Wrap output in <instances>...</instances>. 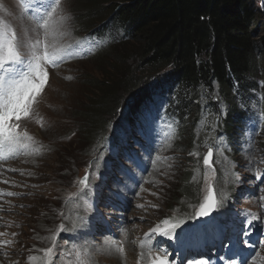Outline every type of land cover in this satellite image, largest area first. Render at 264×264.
<instances>
[{"label": "rangeland", "instance_id": "obj_1", "mask_svg": "<svg viewBox=\"0 0 264 264\" xmlns=\"http://www.w3.org/2000/svg\"><path fill=\"white\" fill-rule=\"evenodd\" d=\"M29 3L30 8L25 11L21 8L20 0H0V20L10 24L18 36H23L29 43L38 39L43 41L44 30L27 13L32 12L37 20L44 16L49 5L39 0H29ZM78 3L79 0H60L54 14L62 33L58 36L57 43L66 49L64 58L69 59L61 61L57 66H48V82L33 106L32 115L18 122L12 121L19 123V131H26L33 138L29 145L34 152L32 151L28 159L12 163V172L0 183L12 191V195L0 204V234H3L0 235V264H138V261L139 264H145L144 254L149 255L144 260L150 258L147 264H152L157 256H167V250L171 247H156L149 252L148 245L141 250L137 240L157 226L159 232H162L177 223L179 227L175 228V232L181 226L187 225L189 219H195L200 205L208 195L210 185L214 186L217 195L214 218L232 216L241 224L243 210H252L260 219H253V232L260 227L264 231V177L260 178L264 172L263 125H244L245 130L235 135L232 141L237 144L224 140L223 129L207 126L206 122L203 126L194 124L193 114L185 116L178 128L174 124L166 125L163 120L167 118L162 115L163 119L158 121L157 128L152 126L149 130H144L143 125L138 123V127L129 129L125 124L129 119V104L126 105L125 102L120 111L116 108V111H110L113 113L111 116L102 117L107 122L97 123L100 127L105 123L108 125L105 133H97V142L92 145V134L96 127L93 129L88 124L90 116L95 113L94 109L98 108L92 106L98 99L102 101L108 96H93L84 76H102L95 56L98 45L107 47L111 37L93 36L82 30L78 23L81 16H77L79 12H76ZM81 4H84L83 1ZM261 5L260 2L259 7ZM84 35H90L89 39L84 38ZM23 51L27 54L28 50ZM110 53L109 62L115 64L118 55L115 52ZM128 58V65L136 70L139 58L134 54H129ZM122 88L123 86L118 89V94L127 95L123 91L126 89ZM214 96L218 102L216 107L224 111L228 104L220 96L219 89ZM207 100L205 98L203 101V115L208 120L211 113ZM242 100L240 99L241 102ZM249 101L253 103L251 98ZM39 110L45 117L51 114V121L45 128L36 118ZM147 114L158 118L152 111L140 109L138 117L134 115L135 122H142L143 116ZM83 121L85 124H81ZM114 122L117 127L112 131ZM84 125L89 133L84 132ZM114 131L122 141L119 148L116 143L117 151L109 146ZM155 131L160 138L154 137ZM129 135L139 140L140 148L128 157L125 151L132 147ZM91 139L93 140L90 143ZM157 140L161 142L153 153L152 148ZM42 147L49 152L44 160L43 170L46 176L41 177L34 172L24 174V168L34 164L31 159L41 154L38 152ZM209 149L213 152L211 167L204 165V157ZM122 162L126 163L127 169L138 168L139 171L145 164L151 163L152 167L150 165L144 171L142 187H133L132 184L122 187L117 182L121 180L119 170ZM186 175H190V191L182 193L181 198L178 197V189L185 183ZM85 177L87 186L80 183ZM39 192L47 197L43 201L44 216L31 221L37 210L34 205L41 207L35 197ZM54 192L56 197L52 196ZM131 192L135 194L127 196ZM231 196L233 198L227 202ZM125 197L129 199L126 200ZM90 203H95L104 213L111 211L108 215L116 217L119 212L114 213L109 204H120L121 209L123 206L127 207L128 210L125 212L122 209V213L128 214L129 223L118 242L125 249L123 255L117 251V246L108 241L109 244L101 236L85 235L83 230L97 214ZM140 205L143 207H139ZM14 219L25 232L26 239L20 240L15 236ZM165 220L169 221L167 225L162 223ZM254 236L255 234L251 235ZM35 239L40 240L36 242ZM133 245L137 247L134 252L131 249ZM112 246L121 259L106 251ZM10 248H17L15 255ZM47 248L53 249L51 254L43 251ZM248 248L252 256L249 264H264V244H249ZM143 251L146 253L141 256ZM101 256L107 261H102Z\"/></svg>", "mask_w": 264, "mask_h": 264}, {"label": "trees", "instance_id": "obj_2", "mask_svg": "<svg viewBox=\"0 0 264 264\" xmlns=\"http://www.w3.org/2000/svg\"><path fill=\"white\" fill-rule=\"evenodd\" d=\"M76 12L85 33L111 37L95 56L102 76H84L93 96H108L92 106L98 107L88 124L96 127L92 145L108 125L97 123L125 102L126 128L142 104L163 102L177 127L193 114L194 124L223 129L230 141L241 128L243 111L250 112L246 118L256 110L250 98L264 114V0H79ZM110 52L118 55L115 64ZM129 54L139 58L136 70L128 65ZM122 86L127 95L118 94ZM217 89L228 104L224 111L216 107ZM116 127L114 122L111 130ZM189 176L178 197L190 191Z\"/></svg>", "mask_w": 264, "mask_h": 264}, {"label": "snow or ice", "instance_id": "obj_3", "mask_svg": "<svg viewBox=\"0 0 264 264\" xmlns=\"http://www.w3.org/2000/svg\"><path fill=\"white\" fill-rule=\"evenodd\" d=\"M20 5L25 11L30 8L29 0H20ZM59 5L60 0H52L44 16L38 18V26L44 30L43 41L38 39L34 43H29L23 36H18L17 31L10 24L0 20V156L6 151L14 152L17 148L26 149L28 144L24 141L33 139L26 131H19V123L12 121L18 122L32 115L33 106L38 102V97L48 82V66H57L64 58L66 49L57 43V38L62 33L54 16ZM24 49L28 50L27 54ZM17 66H22L24 70L18 71ZM212 155L213 152L209 149L204 157V164L209 167H211ZM80 183L87 186V177ZM8 195L12 194L8 193ZM216 204L214 190L209 188L205 203L200 205L199 215H208L209 210ZM162 223L167 225L169 221L165 220ZM177 227L179 224L174 223L171 228L160 234L171 236ZM158 231L159 226L146 234L145 241H141L140 247L143 248L151 234ZM43 251L51 254L53 249L47 248ZM117 251L124 254L125 249L122 244L117 245ZM29 259L31 260L32 257ZM152 264H168L166 255L163 258L157 256L152 260Z\"/></svg>", "mask_w": 264, "mask_h": 264}, {"label": "bare ground", "instance_id": "obj_4", "mask_svg": "<svg viewBox=\"0 0 264 264\" xmlns=\"http://www.w3.org/2000/svg\"><path fill=\"white\" fill-rule=\"evenodd\" d=\"M72 55H74V54H72ZM75 56V55H74ZM51 104V103H50ZM53 106H54V104H52ZM51 115V114H50ZM50 115L48 114L47 115V117H45L44 116V114L39 110L37 113H36V118L41 122V124H42V126L44 125V128L45 127H47L48 125V123L51 121L50 120ZM58 117V116H57ZM43 142V141H42ZM107 142V141H106ZM32 143H33V141H32ZM30 144V143H29ZM35 144V143H34ZM108 145H109V143H107ZM37 145V144H36ZM35 145V146H36ZM38 146V145H37ZM46 146V145H45ZM110 146V145H109ZM143 146V145H142ZM39 148V147H38ZM38 148H37V150H38ZM47 148H48V146H47ZM35 149V148H34ZM33 151V150H32ZM47 150L46 149H44L43 147H42V149H40V152H38V153H41L39 156H35L33 159H31V160H33L34 161V164L30 167V165H28V166H26L27 168L25 169L24 168V170H23V173L24 174H29V173H31V172H34V173H37L39 176H41V177H45L46 175H45V171L43 170V168H44V164H45V159L47 158V156H48V153L46 152ZM49 151V150H48ZM53 151V150H52ZM57 151V150H56ZM34 152V151H33ZM32 154V153H31ZM36 155V154H35ZM54 155V154H53ZM30 156V155H29ZM29 156H24L23 158L26 160V159H28L29 158ZM51 156V155H50ZM49 158V157H48ZM46 163H47V161H46ZM151 167H152V165H151ZM147 172V171H146ZM154 173V172H153ZM37 182H39V181H37ZM56 194H55V192L53 193V197H56L55 196ZM36 202L41 206V207H37L36 205H34V208L35 209H37L36 211H35V215L34 216H32V218H31V221H33V220H35V219H37V218H39V217H41V215L42 216H44V205H43V201H44V199L45 198H47L46 196H45V194H43V193H38L36 196ZM132 202V201H131ZM30 204V203H29ZM56 209V208H55ZM42 212H43V214H42ZM111 212V211H110ZM113 213V212H112ZM114 214V213H113ZM49 215V214H48ZM24 220V219H23ZM14 222H15V236L17 237V238H19L20 240H22V238H24V239H26L25 238V232L22 230V228L20 227V225L15 221V219H14ZM85 232H87L86 230H85ZM133 235V234H132ZM21 237V238H20ZM38 240H40V239H35V241L36 242H38ZM17 241V240H16ZM18 243V242H17ZM27 243V242H26ZM130 245V244H129ZM138 246V245H137ZM6 247H8V246H6ZM140 247V246H139ZM135 248H137L136 246H132L131 247V249H132V252H134L135 251ZM12 249V250H11ZM140 249L142 250V248L140 247ZM10 251H13V255H15L16 254V252L18 251L17 250V248L16 249H13V248H10ZM108 253H110V254H113V255H117V258L118 259H121V258H119V255L116 253V250L112 247V248H107V250H106ZM106 252V253H107ZM144 253H146V252H144L143 251V254ZM147 256H149V255H145L144 254V256H143V261L144 262H146L145 264H147V261L149 262V260H150V258H148L147 260H144V258H147ZM101 259H102V261H107V260H105V257L103 258V256H101L100 257ZM142 261V260H141ZM106 263H108V262H106Z\"/></svg>", "mask_w": 264, "mask_h": 264}, {"label": "water", "instance_id": "obj_5", "mask_svg": "<svg viewBox=\"0 0 264 264\" xmlns=\"http://www.w3.org/2000/svg\"><path fill=\"white\" fill-rule=\"evenodd\" d=\"M210 159H211V158H210ZM211 189H213V188H211ZM213 210H214V207L211 208V209L209 210V214L206 215V216H201V215L198 214V220H199L200 222L207 223V222L211 219V215H212V213H213Z\"/></svg>", "mask_w": 264, "mask_h": 264}]
</instances>
